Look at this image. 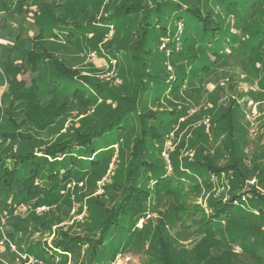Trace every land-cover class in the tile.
Wrapping results in <instances>:
<instances>
[{
  "label": "rangeland",
  "instance_id": "1",
  "mask_svg": "<svg viewBox=\"0 0 264 264\" xmlns=\"http://www.w3.org/2000/svg\"><path fill=\"white\" fill-rule=\"evenodd\" d=\"M17 1L0 0V134L8 131L6 137L0 135V155L17 150V145L26 141L34 144L57 141L67 126L68 132L98 128L101 123L115 116L118 107L124 109L130 106L127 110L135 107L137 98L131 94L126 95L127 86H133L129 79H134L128 78V75L122 78L119 73L126 71L129 64V70H132L135 64L130 61V53L126 48L119 52L109 49L126 44H131L132 47V40L124 33L131 17L110 21L96 32H90L87 29H78L79 24L86 23L93 16L95 20H101L100 17L110 11L108 0H27L21 6L16 5L19 3ZM194 2L196 0L192 3ZM204 4L199 0L198 5L206 10ZM207 9L215 15H224L214 6L207 5ZM252 14L251 19L247 21V27L240 29L234 27L233 20L226 16V22L230 23V27L244 42L249 35V28L264 21V2ZM111 22L113 23L110 24ZM62 32L66 40L46 36L53 33L59 35ZM174 46L178 52L185 49L179 39L175 40ZM29 50L50 52L54 58L63 62L66 68L69 67V72L96 80L100 88L121 82L118 92L122 96L114 100V95L107 94L104 100L106 103L99 99L102 103L95 107L78 103L76 100L71 101L68 97V87L63 91L64 94H60L59 103L63 104L58 107L60 115L54 106L49 113L48 107H42L38 118L29 120L24 107H17L21 101H14L13 104L16 105L9 108L7 99L3 100L8 90V82L4 79V62L14 60V63L19 65ZM169 50L161 46L157 49L156 44H153L150 55L145 57L151 65L147 68L151 74L156 75L152 77L165 85L169 84L168 81L177 79L178 86L170 92L163 91L164 89L155 91L156 99L141 102L139 111L143 112V108H149L156 111L167 110L164 112L167 114L175 107L187 110H182L180 118L174 123L152 119L156 122L153 130L160 133L161 137L147 146L143 160L153 169L147 171V177L143 181L136 177L133 183L134 187L146 190L145 187L154 186V179L158 176L175 183L196 182L200 190L197 195L192 192L181 202L173 194L164 191L154 193L145 204L142 203L143 206L146 205L145 211L132 217L135 229L133 237L112 259L106 258L105 264H118L120 260H123L124 264H206L210 255H230L229 260L233 264H264L263 260H253L242 246L231 241L227 230L221 229L222 232L218 231L217 236H202L191 231L186 227L190 224L187 220H193L196 213H189L190 208L183 212L180 210V207L184 208V204H197L207 208L209 202L228 196L230 186L236 182L241 185L237 192L241 200L237 205L238 211L241 210L242 203L250 198L247 191L250 184L264 193L261 182L256 184L258 165L264 160L261 154L264 145V91L257 85V80L261 78L260 70L257 76L244 72L241 66L249 64L236 55L241 66L237 62L232 63L235 61L232 56H226L209 69L198 71L191 66H182L173 56L169 57ZM208 52L206 51V56L214 59ZM256 57L264 60V46L260 47ZM51 58L53 57H49ZM38 64L46 77L54 75L55 69L51 62ZM31 78L27 68L19 67L17 80L28 84ZM36 80L38 83L42 81L39 78ZM259 89L262 92L255 100L252 99L250 91L256 92ZM44 98L47 99L48 96L45 95ZM234 99L238 107L234 112L233 129L230 133L219 117L218 108L229 105ZM43 103L46 102L43 100ZM50 116L56 119L51 122ZM45 118L46 122L42 125L41 122ZM47 122L55 124L48 127ZM125 127L127 132L124 135H121V130L118 132L112 129L111 132L99 136L98 145L114 143L111 145L113 150L98 162L92 172H84L81 178L76 177L67 184L66 195L63 193L58 204L60 207L41 206L26 209L20 204L10 211V203H14V200H10L13 198L12 193H7L10 198L0 192V239L6 236L12 241L14 248L11 250L7 242L0 245V264H46L39 255H35L34 249L28 252L26 246H32L34 243L35 247L43 246V243L49 246L52 255L59 259L53 264H86L91 242L101 236L98 223L93 221V213L97 210L99 215L105 216L108 210L115 208L126 193V185L131 179L126 175L130 162H134L127 148L131 138L128 132L133 129L132 132L136 134L140 125L134 121L128 122ZM230 135L236 148L235 156L243 157L238 160L236 169L231 167L226 171L222 170L221 166L228 162L230 155L224 153L226 157H220L221 155L216 153L224 152L222 147L224 142L230 139ZM120 137L122 139H119ZM243 141L244 151L241 152L239 147ZM213 153L220 157V162L215 165V169L209 168L210 170L206 171L197 161H203L205 156L212 158ZM188 168L190 169L187 171ZM52 210L54 214H47ZM253 210L254 208H251V211ZM44 211L47 213H43ZM240 212L249 214L247 211ZM180 214L184 216L182 220L185 225H182L184 223L180 220ZM119 216L114 215L113 218L117 219ZM17 221L18 228H14L13 223ZM129 224H132L130 220ZM9 232L12 233L13 239L8 238ZM111 234H114L113 230H110L109 235ZM66 236L86 237L90 240L75 252L56 254V251H53L56 250L55 242ZM102 254L99 253L100 256Z\"/></svg>",
  "mask_w": 264,
  "mask_h": 264
},
{
  "label": "trees",
  "instance_id": "2",
  "mask_svg": "<svg viewBox=\"0 0 264 264\" xmlns=\"http://www.w3.org/2000/svg\"><path fill=\"white\" fill-rule=\"evenodd\" d=\"M24 1L27 0H18L17 2L20 4L16 3V5L21 6ZM187 1L189 0H108L107 6L110 7V11L107 15L101 16V20H95L93 16L86 23H80L78 29L96 32L103 24H108L110 21L119 18L131 17L129 25L127 24L124 28V33L132 40V47H130L131 44H126L109 49L110 51L119 52L121 49L126 48V51L130 53V61L135 64L132 70H129V64L126 71H119L122 78H126L128 75V78L134 79H129L133 86H127L126 95L131 94L137 98L135 107L133 106L132 110H127L130 106L124 109L118 107L115 116L101 123L98 128L92 127L78 132H68L69 126H67L61 132L57 141L53 140L49 143L40 144L26 141L18 144L17 150L7 151L4 152L7 154L0 155V192L8 197L10 196L7 193H12L13 198L10 197V200H14V203H10V211H13L11 209L20 204L26 209L41 206L58 208L60 207L58 205L60 199L67 189V184L76 177L81 178L84 172H92L98 162L113 150L111 145L114 143L105 146L98 145L99 136L105 132V134L111 132L112 129L118 132L121 130V135H124L127 132L125 126L128 122L135 121L140 125V129L136 134L132 132L133 129L128 132V136L131 138L127 148L134 162H130L129 167L126 169V175L131 177L126 185V193L115 208L107 211V215H99L97 210L96 213H93V221L98 223L101 236L91 242L86 264H105L106 258L112 259L116 253L125 247L135 233L132 219L145 211L146 205L143 206V204L154 193L164 191L173 194L181 202L186 200L192 192L197 195L200 190L196 182L175 183L165 177L159 178L158 176L155 177L154 186L151 188L145 187L146 190H141L140 187H134L133 181L136 177L143 181L147 177V171L153 169L143 160L146 149H148L147 146L152 145L161 137L160 133L153 130L156 127V122L152 119L174 123L180 118L182 110H187L186 108L175 107L172 108V112L167 114L164 113L167 110L156 111L149 108H143V112L139 111L141 102L156 99L154 97L155 91L164 89L163 91L169 90L170 92L179 83L176 79L171 82L168 81L169 84L165 85L164 82L152 77L156 75L148 71L147 66L151 65L145 57L150 55L153 44H156L157 49L163 44L166 49H170L168 51L169 57L172 58L173 56L175 61L181 63L182 66H191L198 71L209 69L226 56H232L235 59L232 63L237 62L239 66H241L239 64L240 59L247 61L249 65L244 63L247 66H241L242 69L246 73L254 74V76H257L258 70H260L261 78L257 80V83H259L257 85L264 91V60L256 57L259 54L260 47L264 46V21L254 24L253 28H249V33H247L249 35L245 42L230 27V23L226 22V16H228L233 20L234 27L238 29L247 27V21L251 19L252 12L254 13L264 0H201L203 4L205 3L206 10L198 5L199 0L194 2L196 4L192 3L193 0L186 4ZM207 5L219 8L224 15H215L207 9ZM252 23L255 22L252 21ZM46 36L52 39L66 40L63 32L59 35L53 33ZM178 39L185 47L183 52L175 51L174 43ZM206 51H209L208 53L214 59L206 56ZM236 55L240 58L239 60ZM49 57L53 58L49 59ZM177 58H181V60ZM45 61H49L53 65L54 75L46 77L44 72L40 71L41 65L38 62L43 64ZM19 63V65L15 64L14 60L4 62V79L8 82V90L3 100L7 99L9 108L16 105L13 104L14 101H21L17 107L20 105L24 107V112L29 120L38 118L42 107H48L47 113H49L54 106L60 115L58 107L63 106L62 103H59L60 94H64L63 91L68 87L70 90L68 97L71 101L76 100L78 103L95 107L105 100L107 94L114 95V100L122 96L118 92L121 82L109 84L107 88H100L96 80L69 72V67L66 68L63 62L54 58L50 52L45 50H29L26 58ZM19 67L27 68L32 76L30 83L27 84L16 79ZM39 72L43 75H40ZM36 78L41 80L43 78L44 80L38 83ZM253 91L255 90L250 91V96L255 100L262 91L260 89L256 92ZM45 95L48 96L47 99L44 98ZM99 99L102 102L101 100L98 101ZM43 100L46 103H43ZM222 107L219 106L218 108L219 117L231 133L233 129L232 119L238 107L237 101L234 99L223 109ZM50 118L51 122L56 119L52 116ZM182 120L184 119L182 118ZM45 122L46 118L42 120V125ZM51 122H47L48 127L55 124V122ZM7 133L6 130L0 135L6 137ZM119 139H122V137ZM243 144L244 141L239 147L241 152L244 151ZM234 147L230 135V139L224 142L222 147L224 152L216 153V155H221L220 157L225 156L224 153L230 155L228 162L222 164V170L227 171L231 167L235 169L238 167L237 162L243 155L236 157V148ZM261 154L264 156V145ZM216 155L213 153L212 158L205 156L203 161L197 162L203 166L204 170L209 171V168H214L220 162V157ZM258 168L259 173L257 174L256 184L261 182V185L264 186V160L258 165ZM240 186L239 182H236L230 186L231 191L228 196L209 202L207 208H202L201 205L197 204H184V208L180 207V210L183 212L190 208L189 213L192 211L194 214L196 213L193 220H187L190 224L186 227L191 231L200 233L202 236H217L218 231L222 232L221 229L227 230L230 240L242 246L247 255H251L253 260L257 258L264 262V193H261L255 185H249L250 188L247 191L250 198L242 203L240 208V211L249 213L246 214L237 209L238 202L241 201L240 195L237 194ZM258 196H261V198H258ZM124 204L125 207H123ZM251 208H254V210L251 211ZM47 214L51 216L54 214V210ZM114 215L120 216L116 219L113 218ZM180 217L181 222H183L184 216L180 214ZM129 220L132 222L131 225H128ZM13 225H15L14 228H18V221ZM182 225H185V223ZM110 230H113L114 234L109 235ZM102 234H105V236L103 237ZM8 238L13 239L12 233L9 232ZM89 240L90 238L86 237L73 236L71 238L66 236L61 241L55 242L56 250L53 251H56V254L75 252L87 245L86 242ZM26 248L28 252L34 249L36 251L35 255H39L45 260L46 264H53V262L59 260L57 256L52 255V250L46 243L37 247L34 243L32 246L27 245ZM98 252L103 253L102 256ZM229 256L210 255L206 264H233L229 260Z\"/></svg>",
  "mask_w": 264,
  "mask_h": 264
},
{
  "label": "built area",
  "instance_id": "3",
  "mask_svg": "<svg viewBox=\"0 0 264 264\" xmlns=\"http://www.w3.org/2000/svg\"><path fill=\"white\" fill-rule=\"evenodd\" d=\"M161 47H164V45L162 44ZM93 54V53H92ZM7 242L8 245L10 246L11 250L14 249L13 248V243L12 241L8 240L6 236H3L1 239H0V245H4V243Z\"/></svg>",
  "mask_w": 264,
  "mask_h": 264
},
{
  "label": "bare ground",
  "instance_id": "4",
  "mask_svg": "<svg viewBox=\"0 0 264 264\" xmlns=\"http://www.w3.org/2000/svg\"><path fill=\"white\" fill-rule=\"evenodd\" d=\"M118 264H124V261H123V260H120V261L118 262Z\"/></svg>",
  "mask_w": 264,
  "mask_h": 264
}]
</instances>
